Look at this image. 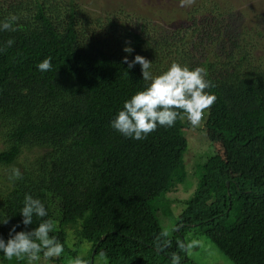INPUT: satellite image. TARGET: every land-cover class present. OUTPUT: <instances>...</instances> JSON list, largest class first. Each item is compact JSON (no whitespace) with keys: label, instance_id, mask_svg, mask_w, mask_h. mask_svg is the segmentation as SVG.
<instances>
[{"label":"trees","instance_id":"16d2710c","mask_svg":"<svg viewBox=\"0 0 264 264\" xmlns=\"http://www.w3.org/2000/svg\"><path fill=\"white\" fill-rule=\"evenodd\" d=\"M262 5L196 0L158 22L122 7L93 16L77 0H0V21L20 17L17 31H0V237L7 241L14 225L31 231L51 219L50 235L64 252L47 260L70 264L80 253L66 231L67 203L81 197L96 222L87 264L98 257L100 264H165L173 254L188 261L185 231L195 227L234 264H264V10L254 11ZM136 55L152 62L153 76L173 62L207 70L215 85L207 91L217 99L203 124L239 168L232 174L218 159L213 140L215 153L200 161L171 234L161 216L173 200L158 201L174 183L191 124L177 120L142 140L111 127L124 102L150 84L139 64L123 62ZM48 57L52 70L41 72ZM13 167L22 179H9ZM26 194L48 213L28 226L20 214ZM45 260L41 254L31 264ZM0 264L29 261L0 251Z\"/></svg>","mask_w":264,"mask_h":264},{"label":"clouds","instance_id":"9594fccd","mask_svg":"<svg viewBox=\"0 0 264 264\" xmlns=\"http://www.w3.org/2000/svg\"><path fill=\"white\" fill-rule=\"evenodd\" d=\"M195 2L196 0H179L181 7H190ZM19 19V16L10 14L4 21H0V31H17L14 25L18 24ZM13 44L14 40H7L6 48L12 47ZM123 50L126 53L133 51L131 47H125ZM51 60L52 58L48 57L40 62L39 70L51 71ZM123 62L128 64L129 68L139 64L143 79L150 81L146 89L136 92L124 102L123 109L111 122V127L124 137L142 140L158 127L171 128L175 126L177 120L185 118L191 126L198 127L203 121L205 111L210 110L215 104L216 95L207 91L215 85L207 79L208 72L203 67L190 69L187 65L173 62L166 71L153 76L150 71L152 62L141 55H136L131 62L125 57ZM9 179H22L19 168L11 169ZM20 214L25 226L32 225L34 216L44 218L48 215L41 200L33 198L30 194L25 195ZM8 222V219H5L2 223ZM17 227L18 225H14L11 228L7 241L0 237V251L7 259L26 257L31 264L40 260L41 254L45 259H52L60 257L64 252V245L55 236L50 235L55 229L53 220L44 219L31 231H16ZM199 243L193 240L187 245V249L191 250ZM172 262L180 264L179 256L173 254ZM70 264H87V262L77 256Z\"/></svg>","mask_w":264,"mask_h":264},{"label":"rangeland","instance_id":"374dc122","mask_svg":"<svg viewBox=\"0 0 264 264\" xmlns=\"http://www.w3.org/2000/svg\"><path fill=\"white\" fill-rule=\"evenodd\" d=\"M79 4L87 12L93 16H100L111 10L123 8L128 11H140L147 14L149 17H154V21L160 22L164 15L167 17L179 14L180 6L179 0H77ZM264 5L254 8L255 12H263ZM255 12H252L254 14ZM169 14V15H168ZM213 130H208L204 127L203 121L198 127L188 126L183 130V134L188 139V149L183 157V162L180 165L173 185L169 191L159 198L158 204L165 205L166 199L173 200L168 202L170 204V213L167 211L161 216L162 226L168 234H171L174 225L177 221V216L184 207L185 200L191 197L199 178V172L202 167L200 161L205 160L208 156L215 153V147L218 154L217 157L222 163L228 164L229 170L232 174H238L239 168L235 160L229 156L228 149L225 144L219 140ZM221 140V139H220ZM24 160V157L22 158ZM162 199V201H161ZM68 212L66 215L68 228L67 234L70 245H76L79 250V256L85 257L88 251L93 246L94 231L90 228L95 227L96 222L92 217L90 218L84 198L75 197L68 199ZM172 209V211H171ZM86 211V212H85ZM168 215V216H166ZM91 219V220H90ZM78 226V227H77ZM74 227V228H73ZM76 228V229H75ZM185 239L187 244L196 240L200 243L198 246L187 250L188 261L180 262V264H234L228 259L216 246L212 240L201 231L199 227L187 229ZM46 264H53L45 260ZM103 259L98 257L95 264L102 263ZM69 261H63L62 264H67ZM165 264H173L167 262Z\"/></svg>","mask_w":264,"mask_h":264},{"label":"water","instance_id":"95a60500","mask_svg":"<svg viewBox=\"0 0 264 264\" xmlns=\"http://www.w3.org/2000/svg\"><path fill=\"white\" fill-rule=\"evenodd\" d=\"M229 184H230V182L229 181H227V185L229 186Z\"/></svg>","mask_w":264,"mask_h":264}]
</instances>
